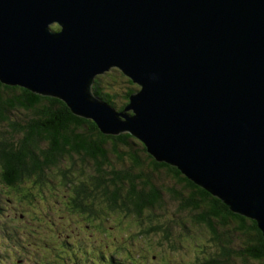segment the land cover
<instances>
[{
	"label": "water",
	"instance_id": "water-1",
	"mask_svg": "<svg viewBox=\"0 0 264 264\" xmlns=\"http://www.w3.org/2000/svg\"><path fill=\"white\" fill-rule=\"evenodd\" d=\"M114 68L126 113L90 90ZM0 82L134 136L264 237V0H0Z\"/></svg>",
	"mask_w": 264,
	"mask_h": 264
},
{
	"label": "trees",
	"instance_id": "trees-1",
	"mask_svg": "<svg viewBox=\"0 0 264 264\" xmlns=\"http://www.w3.org/2000/svg\"><path fill=\"white\" fill-rule=\"evenodd\" d=\"M137 89L115 68L90 86L95 98L124 113ZM24 180L39 187L36 195L47 185L65 188L68 207L89 226L105 210L135 225L137 239L128 236V247L114 253L106 252V235L98 245L92 243L99 253L95 264H153L158 256L165 260V253H174L170 264H264V237L256 221L233 212L176 167L157 162L137 138L104 134L63 101L0 82V195L14 193L17 202L30 205L36 197L24 188L21 192ZM0 217L5 218L2 212ZM16 229L2 226L0 264L17 256L16 248L5 250L6 242L16 241ZM66 242L58 244L69 250L64 263L70 257L71 264H89L91 245Z\"/></svg>",
	"mask_w": 264,
	"mask_h": 264
},
{
	"label": "rangeland",
	"instance_id": "rangeland-1",
	"mask_svg": "<svg viewBox=\"0 0 264 264\" xmlns=\"http://www.w3.org/2000/svg\"><path fill=\"white\" fill-rule=\"evenodd\" d=\"M19 188L23 194H25L23 188L26 192L32 191L36 200H32L31 204L28 205L25 202L23 204L17 202L14 193L6 194L3 192L5 195H0V202L1 198L3 201L0 213L2 212L5 217H0V235L3 231L2 226H5L6 223L17 228L14 235L17 237L16 241L5 243L7 253L11 252L10 249L13 248L18 251L15 258L11 257L7 260L8 264H27V261L30 264H71L70 257L68 258L70 262L67 260H65L66 263L63 262V257H67L65 254L69 250L66 246V251L59 249V243H67L66 241H68L69 243H87V246L92 243L98 245L106 235V252L111 254L115 252L117 247H128L126 242L128 236L137 239L133 229H131L136 228L135 225L130 220L121 222L120 215L116 214L118 212H106L105 210L103 214L94 219V226H89L84 217L70 210L66 201L69 194L63 187L53 190L48 185L43 186L41 194L36 195V190L39 187L28 180H24L19 184ZM91 246L89 247V264H95V259L99 253L94 246ZM134 247V251H139L140 248ZM179 255L182 259L187 257L186 253L182 252ZM30 256L34 261L30 260ZM164 258L170 264L175 256L174 253L171 255L165 253ZM165 260L158 256L152 263L163 264Z\"/></svg>",
	"mask_w": 264,
	"mask_h": 264
}]
</instances>
